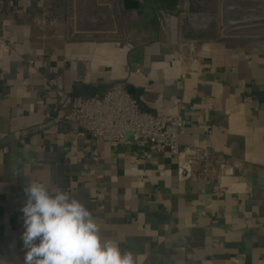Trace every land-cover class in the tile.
Masks as SVG:
<instances>
[{
    "label": "crops",
    "instance_id": "crops-1",
    "mask_svg": "<svg viewBox=\"0 0 264 264\" xmlns=\"http://www.w3.org/2000/svg\"><path fill=\"white\" fill-rule=\"evenodd\" d=\"M71 1L0 0V264H23L30 179L81 200L137 264H264V42L186 41L183 21L151 0H118L129 33L90 32L71 22ZM119 81L144 111L183 110L180 144L224 155L235 174L190 180L166 153L68 137L40 115Z\"/></svg>",
    "mask_w": 264,
    "mask_h": 264
},
{
    "label": "built area",
    "instance_id": "built-area-1",
    "mask_svg": "<svg viewBox=\"0 0 264 264\" xmlns=\"http://www.w3.org/2000/svg\"><path fill=\"white\" fill-rule=\"evenodd\" d=\"M83 24L82 30L104 32V29L90 30L92 28ZM28 63L32 65L33 61ZM54 86L62 89L59 80ZM40 115L44 122L52 121L50 129L53 131L64 126L68 137L83 132L94 140L110 144L132 141L142 150L148 149L158 155L166 153L177 161V173L190 180L211 178L218 183L221 176L236 172L224 155L211 149L180 144L178 139L186 131V113L183 110L168 116L144 111L122 81L110 85L100 96L74 97L70 108L60 118L52 117L45 107ZM7 152V148H2L3 154ZM93 155L95 151L91 153Z\"/></svg>",
    "mask_w": 264,
    "mask_h": 264
},
{
    "label": "clouds",
    "instance_id": "clouds-1",
    "mask_svg": "<svg viewBox=\"0 0 264 264\" xmlns=\"http://www.w3.org/2000/svg\"><path fill=\"white\" fill-rule=\"evenodd\" d=\"M23 191V264H137L135 253L102 236L74 195L31 179Z\"/></svg>",
    "mask_w": 264,
    "mask_h": 264
},
{
    "label": "rangeland",
    "instance_id": "rangeland-1",
    "mask_svg": "<svg viewBox=\"0 0 264 264\" xmlns=\"http://www.w3.org/2000/svg\"><path fill=\"white\" fill-rule=\"evenodd\" d=\"M150 4V7H154L155 10L161 6L168 7L172 14L179 18L178 21H183L182 29L183 34L186 35V41L193 38L207 40L212 37L223 40L264 42V0H151ZM120 7L118 0L109 2L106 0H76L67 5L71 12L69 13L71 22L81 29H83V22L92 28L90 30L104 29V32L111 30L114 34L119 33L118 29L113 30L114 27H118L123 30V36L133 28L128 18H121ZM189 17L195 23L188 22ZM142 19L143 22L147 20V17ZM132 21L136 23V19L132 18ZM52 23L54 24V21ZM153 23L150 24L154 25ZM149 29L148 34H140L135 41L141 44L151 40L153 33L150 27ZM99 32L104 33L103 30ZM73 36L75 34L70 35L71 38Z\"/></svg>",
    "mask_w": 264,
    "mask_h": 264
},
{
    "label": "water",
    "instance_id": "water-1",
    "mask_svg": "<svg viewBox=\"0 0 264 264\" xmlns=\"http://www.w3.org/2000/svg\"><path fill=\"white\" fill-rule=\"evenodd\" d=\"M124 1V4L126 6V8H131V7H136V5H131V1L130 0H123ZM133 1H136V0H133Z\"/></svg>",
    "mask_w": 264,
    "mask_h": 264
}]
</instances>
